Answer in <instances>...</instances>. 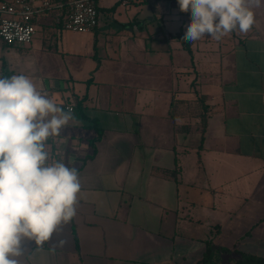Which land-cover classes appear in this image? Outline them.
Instances as JSON below:
<instances>
[{
    "label": "crops",
    "instance_id": "0c3cea01",
    "mask_svg": "<svg viewBox=\"0 0 264 264\" xmlns=\"http://www.w3.org/2000/svg\"><path fill=\"white\" fill-rule=\"evenodd\" d=\"M52 2L31 44L0 41V78L27 75L73 108L47 163L74 167L80 191L72 220L25 241L20 264H205L209 249L264 258V4L248 32L206 34L190 54L170 32L191 22L178 0H97L88 34L66 31L70 8Z\"/></svg>",
    "mask_w": 264,
    "mask_h": 264
},
{
    "label": "clouds",
    "instance_id": "9594fccd",
    "mask_svg": "<svg viewBox=\"0 0 264 264\" xmlns=\"http://www.w3.org/2000/svg\"><path fill=\"white\" fill-rule=\"evenodd\" d=\"M191 11L183 39L219 41L254 23L253 7L264 0H178ZM73 119L24 74L0 78V264H20L25 241H48L76 215L78 172L48 164L46 141ZM61 245L63 241L59 242Z\"/></svg>",
    "mask_w": 264,
    "mask_h": 264
},
{
    "label": "built area",
    "instance_id": "2783aa9c",
    "mask_svg": "<svg viewBox=\"0 0 264 264\" xmlns=\"http://www.w3.org/2000/svg\"><path fill=\"white\" fill-rule=\"evenodd\" d=\"M70 8L65 30L92 33L98 26L97 0H64ZM54 7L52 0L0 1V41L8 46L29 45L37 33L34 21ZM73 111L72 107H69Z\"/></svg>",
    "mask_w": 264,
    "mask_h": 264
},
{
    "label": "rangeland",
    "instance_id": "374dc122",
    "mask_svg": "<svg viewBox=\"0 0 264 264\" xmlns=\"http://www.w3.org/2000/svg\"><path fill=\"white\" fill-rule=\"evenodd\" d=\"M177 5L179 6V4L177 3ZM148 7V6H147ZM153 8V7H152ZM154 8H157V6H154ZM147 12L149 13L148 15L151 16V18H153V11L151 10L150 6L147 8ZM100 13L98 12V25L100 24ZM159 24L158 23H153V22H149V24H147L148 29H153V27H157ZM183 23H181L178 27H173L174 29H172L170 32L172 33H179V32H186V27H182ZM147 45H150V40L147 38ZM173 48H176L180 51H177V56L180 55V53L182 52V55L188 56V54L184 51V49L182 48V44L180 42H173L172 44ZM213 252V251H212ZM212 254V253H211ZM213 258H214V262L211 263V261L209 259H207V263L206 264H237L238 261H240L241 259H243V257L245 255L250 256V254H245V253H232L231 250H222L220 252L218 251H214V253L212 254Z\"/></svg>",
    "mask_w": 264,
    "mask_h": 264
},
{
    "label": "trees",
    "instance_id": "16d2710c",
    "mask_svg": "<svg viewBox=\"0 0 264 264\" xmlns=\"http://www.w3.org/2000/svg\"><path fill=\"white\" fill-rule=\"evenodd\" d=\"M183 36H184L183 33H178V34H176L173 37L178 39L180 42H182L183 45L185 46V49L191 54L192 52H191V49H190V44H189L188 41L183 39ZM98 133H99V135L101 134L100 129H98ZM211 253H212V251L209 249L207 251L206 256L204 258V261H203L205 264L207 263V259H209V258H210L209 260L211 261V263L214 262V258L212 257L213 253L212 254ZM237 264H264V258L257 257V256H254V255H250V256L245 255L243 257V259H241L240 261L237 262Z\"/></svg>",
    "mask_w": 264,
    "mask_h": 264
}]
</instances>
